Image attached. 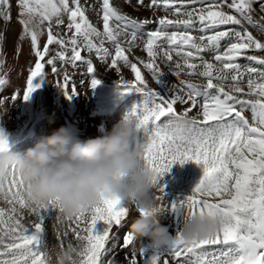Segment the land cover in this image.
Wrapping results in <instances>:
<instances>
[{
  "label": "snow or ice",
  "instance_id": "obj_1",
  "mask_svg": "<svg viewBox=\"0 0 264 264\" xmlns=\"http://www.w3.org/2000/svg\"><path fill=\"white\" fill-rule=\"evenodd\" d=\"M125 2L132 4V0ZM258 2L150 0L147 7L161 9L164 15L157 18L155 30L144 31L152 21L125 14L114 0H96L88 7L87 0H0V20L11 21L16 7L19 40L29 38L36 57L22 97L16 90L10 98L13 102L29 100L40 87L37 81L46 79L45 65L55 75L63 73V83L58 80L56 86L69 99L79 93L70 85L66 66L85 67L91 89L101 83L93 55L118 73L130 68L135 75L134 80L121 75L116 91L120 96H140L126 118L142 134L137 143L143 145V163L154 173L157 189L152 211L164 210L177 227L163 248L141 243L137 250L136 239L127 232L122 247H131L128 264H169V258L174 264H264V40L246 27L264 35V16L254 18ZM138 3L143 5L144 0ZM259 8L264 13V2H259ZM89 11L102 20V31L91 21ZM3 40L0 33V72ZM50 45L57 47L52 50ZM133 48L145 51L147 59H129ZM58 64L64 66L59 71ZM137 64L155 83L164 73L161 64H166L179 84L161 95L149 86ZM8 83L6 75L0 74V95ZM7 99L0 98V111ZM177 103L189 107L177 112ZM180 120L186 123L177 124ZM3 151H9V142L0 129ZM188 162L203 167L202 178L189 195L169 200L161 178L173 165ZM0 199L8 205L0 208V264H50L44 224L53 215L57 222L63 218L75 224L76 243L67 245L75 252L74 264H115L109 258L119 240L113 229L124 227L130 215V205L119 197L101 198L65 218L55 201L34 203L12 166L0 175ZM26 212L37 220L26 224ZM138 213L148 214L144 209ZM186 213L214 219L217 231L191 247L183 246L178 233ZM99 221L105 225L100 232Z\"/></svg>",
  "mask_w": 264,
  "mask_h": 264
},
{
  "label": "rangeland",
  "instance_id": "obj_2",
  "mask_svg": "<svg viewBox=\"0 0 264 264\" xmlns=\"http://www.w3.org/2000/svg\"><path fill=\"white\" fill-rule=\"evenodd\" d=\"M259 2H264V0H259ZM259 2L254 4V18L257 20L264 16V13L260 11ZM95 3L96 0H87L85 7ZM149 3L150 0H144V4L141 5L138 0H132V4H128L125 0H121L120 7L124 13L126 12L125 14L133 18L152 21L144 28V31H151L158 26L157 18L164 15V12L161 9L147 7ZM87 14L91 21L102 31V20L99 19L96 12L89 11ZM246 27L257 38L264 40V35H261L255 28L248 25ZM60 30L64 32L65 28L62 26ZM194 35H197V33H194ZM45 42L46 35L41 38V46ZM105 46L110 47L108 44ZM49 47L55 50L57 46L50 45ZM81 55L86 56L87 53L82 52ZM138 57L147 59V54L140 48H133L129 54V59L137 62L136 58ZM35 60L36 57L32 53L29 38H25L23 41L18 40L16 48L7 51L4 55V63L0 74L5 73L9 83L4 86L2 95H0V98H8L3 105V110L0 111V129L7 135L9 151L11 152L23 154L27 149L34 147L42 137L50 135L55 129L64 125L74 126L76 135L80 140L101 136L110 131L113 125L126 118L132 108L140 101L138 94L120 96L116 91L115 82L119 81L121 75L127 80L135 79V75L130 68H121V72L118 73L114 69L100 63L93 55L94 67L97 70L95 75L101 81L95 89L90 87V77L86 73L85 67L74 69L71 66H66L70 85H74L79 93L69 99L56 86L58 80L63 83V73L55 75L52 73L51 66L45 65L46 79L37 81L40 83V87L32 93V98H29L28 101L17 99L13 102L10 98L16 93V90H19L22 97L23 91L27 86L29 68L34 67ZM241 63H247V61L241 60ZM137 66L141 68V72L146 77L149 86L161 95H168L172 87L179 84L178 79L170 73L166 64H161L164 73L159 77V83H155L151 74L146 69H143L142 65L137 64ZM57 67L59 71L64 66L58 64ZM181 78L195 80L194 77ZM196 82L202 83L203 81L196 80ZM174 107L177 112H182L189 105L177 103ZM247 115L250 116V113ZM141 138L142 134L136 132V142L141 140ZM202 175L203 167L201 165L192 162L185 163L182 166L176 164L163 176L160 183L166 185L165 192L169 200L182 199L191 193L192 189L202 178ZM7 207V203L0 199V208ZM129 211L130 215L126 217L124 227H114L113 229L112 234L117 236L119 240L114 255L109 258L114 259L115 264H128V258L130 257L131 247H122L123 236L129 232L130 224L139 213L134 205H130ZM36 220V215L25 213L24 222L26 224ZM162 223L168 226L169 236H175L177 225L174 218L168 217ZM44 227L48 251L53 249L59 251L66 248L69 242L75 245L76 239L72 232L75 224L63 218L60 222H57L53 215L46 218ZM104 227L105 225L102 221L97 222L96 229L98 232L102 231ZM61 245L63 248H61ZM140 245L141 242L136 240L135 247L137 250ZM169 264H174L171 258H169Z\"/></svg>",
  "mask_w": 264,
  "mask_h": 264
},
{
  "label": "clouds",
  "instance_id": "obj_3",
  "mask_svg": "<svg viewBox=\"0 0 264 264\" xmlns=\"http://www.w3.org/2000/svg\"><path fill=\"white\" fill-rule=\"evenodd\" d=\"M183 120L177 124L183 125ZM136 125L124 118L106 134L80 140L72 125L55 129L23 154L0 152V175L15 166L36 204L55 201L65 218L96 204L101 198L119 197L135 209H144L129 226L133 237L153 247L167 246L169 228L164 210L156 207L153 171L143 163V145L135 139ZM165 175V174H164ZM163 179V177L161 178ZM217 222L186 213L178 233L180 243L191 247L217 231ZM74 250L67 246L49 251L50 264H74Z\"/></svg>",
  "mask_w": 264,
  "mask_h": 264
},
{
  "label": "bare ground",
  "instance_id": "obj_4",
  "mask_svg": "<svg viewBox=\"0 0 264 264\" xmlns=\"http://www.w3.org/2000/svg\"><path fill=\"white\" fill-rule=\"evenodd\" d=\"M121 0H114V2L120 7ZM121 8V7H120ZM123 11V9H122ZM126 13V12H125ZM12 19L11 21L5 23L3 20H0V33L3 34L4 40L2 42L3 50H2V58L4 60V55L7 51H11L16 48L17 41L19 40V35L21 33V26L17 22V9L13 6L12 9ZM97 71V70H96ZM99 72V71H98ZM5 75V73H2ZM32 98V97H30Z\"/></svg>",
  "mask_w": 264,
  "mask_h": 264
}]
</instances>
